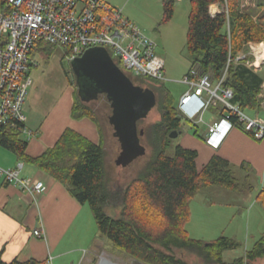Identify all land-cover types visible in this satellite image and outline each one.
Returning a JSON list of instances; mask_svg holds the SVG:
<instances>
[{
    "label": "trees",
    "instance_id": "obj_1",
    "mask_svg": "<svg viewBox=\"0 0 264 264\" xmlns=\"http://www.w3.org/2000/svg\"><path fill=\"white\" fill-rule=\"evenodd\" d=\"M188 2L186 51L192 67L195 66L201 74H209L215 82L222 79L221 85L231 88L232 102L241 109H262L259 94L264 77L247 66L246 55L243 59L236 57L239 53L248 52V43L264 42V0L256 4L263 11L255 19L241 11L240 0ZM161 3L162 22L165 23L173 16L175 2L161 0ZM213 4L221 7V11L214 15L210 12L215 7H210ZM53 45L36 41L30 55L36 52L47 58ZM113 60L121 68L119 61ZM136 77L153 81V85L146 88L155 93L160 119L145 129H139L142 130L140 140L146 141L150 153L126 185H110L102 138L94 143L70 128L65 129L55 144L37 157L26 154L27 140L14 128H1L0 147L64 184L75 199L89 206L98 232L112 248L141 264H187L183 258L174 256V249L191 251L205 264H255L256 259L264 257V235L229 263L222 260V253L238 249V240L219 236L205 241L188 236L184 228L191 217L190 201L196 193L211 185L239 190L240 180L234 175L235 167L219 155H212L205 165L198 168L195 150L177 145L173 154H168L169 133L172 130L179 132L183 124L191 121L174 104L171 92L162 81ZM66 78L71 82L67 74ZM75 85L71 117L80 119L88 116L95 120V112L82 100ZM215 109L217 117L224 115L223 106ZM230 119L235 122L234 116ZM95 122L98 125L97 120ZM191 127L193 135L203 139L199 126L191 123ZM257 198L264 210V188L259 190ZM110 204L119 205L118 214L106 213ZM0 264H45V261L13 259L5 262L0 257Z\"/></svg>",
    "mask_w": 264,
    "mask_h": 264
},
{
    "label": "rangeland",
    "instance_id": "obj_2",
    "mask_svg": "<svg viewBox=\"0 0 264 264\" xmlns=\"http://www.w3.org/2000/svg\"><path fill=\"white\" fill-rule=\"evenodd\" d=\"M188 1L174 0L173 16L165 23L162 22L161 0L106 1L112 7L121 9L125 18L137 24L140 31L155 42V53L164 61L163 76L165 81L162 84L171 92L175 105L178 104L180 95L188 88V85L181 83L180 80L192 68L191 58H189L186 51L187 17L190 9ZM255 43L259 42H251V47H255V49L253 50L250 47L248 52L245 53L247 60L252 61L255 59L256 48L258 47V44ZM50 51L51 54L47 58L36 56L37 64L29 69L28 77L25 78L26 81L28 79V83H26L27 97L24 104L26 111L27 106L30 107L31 111L33 107H38L39 110L45 113L63 99L69 89L66 74L71 79V82L68 83L74 90L76 89L75 83L77 80L71 69V61H68L64 56L65 49L62 46L53 45L50 47ZM37 54L34 52L32 56ZM246 64L249 66L248 63ZM261 66L262 69L257 67L256 70H258V74L264 77V65ZM249 67L253 68V66ZM130 78L134 84L143 88L153 85L152 80H150V83V81L142 80L140 77V79H137L136 76H130ZM259 96L262 98L259 106L262 107L264 106L262 88ZM86 104L95 112V120H97L98 125L95 120L88 116L82 118L93 121L98 128L99 135H101L100 139L102 138L106 155L107 179L110 185H126L145 162L146 156L150 153V148L146 141L142 139L141 142L146 147V154L133 160L128 165H116L115 160L120 151V145L117 138L113 136V128L109 122L112 114L110 103L105 94H97L95 99L89 100ZM217 107H220V103ZM217 107L210 106L204 113L203 122L205 125H199V134L202 137L207 135L206 123H211L209 119L217 118L215 109ZM157 109V105H155L148 115L140 120L138 127L145 129L153 122L159 121L160 113ZM244 111L249 116L257 115L264 118V109L259 110L258 114L254 110L247 109ZM183 130H189V133L192 134L189 125L183 124L178 136L170 138V146L167 149L168 154H173L175 147L180 145ZM1 149L2 147H0ZM234 175L240 180L239 190H229L219 185H211L200 189L196 193L190 202L191 217L184 228L187 230L188 236L194 239L211 241L219 236H226L238 240L240 243L238 249H228L222 253V260L227 263L244 254L245 250L250 249L254 242L264 235V210L257 198L259 190L264 188L263 176L256 175L253 172H239L236 169ZM85 206L88 210L89 219L88 224L87 219L83 220L87 226L82 242L83 240H89V242L93 241V244L97 245L95 254L91 257L93 258L91 259L92 264H141L132 257L112 248L110 242L98 232L89 206L87 204ZM118 212L119 205L110 204L106 207V213L109 215H115ZM173 251L174 256L183 258L187 264H205L200 257L191 251L186 249H174ZM254 263L264 264V257L256 259ZM82 264L87 263L84 260Z\"/></svg>",
    "mask_w": 264,
    "mask_h": 264
},
{
    "label": "built area",
    "instance_id": "obj_3",
    "mask_svg": "<svg viewBox=\"0 0 264 264\" xmlns=\"http://www.w3.org/2000/svg\"><path fill=\"white\" fill-rule=\"evenodd\" d=\"M39 40L62 46L68 61L90 47H103L112 59L119 61L124 72L165 81L164 61L155 53V42L140 31L137 24L125 18L121 9L112 7L105 0H0V130L2 127L17 129L26 140L32 133L25 125L28 83L25 78L29 69L37 64L30 51ZM242 58H245L244 53L236 57ZM255 60L256 56L246 63L259 67ZM221 81H213L209 74H201L195 66L189 69L180 80L188 85L179 97L177 107L180 112L192 121L202 122L208 107L220 103L224 115L206 123L209 134L223 136L236 126L254 140L263 139L264 118L249 116L232 102L233 91L223 87ZM261 88L264 94V82ZM193 101L199 102V107L193 109ZM231 116L235 117V122L231 121ZM23 165L24 162L19 160L12 168L0 167V175L7 183L33 196L44 191L42 181L20 177ZM33 235L43 237L42 228L34 229ZM51 259L49 255L45 264H52Z\"/></svg>",
    "mask_w": 264,
    "mask_h": 264
},
{
    "label": "crops",
    "instance_id": "obj_4",
    "mask_svg": "<svg viewBox=\"0 0 264 264\" xmlns=\"http://www.w3.org/2000/svg\"><path fill=\"white\" fill-rule=\"evenodd\" d=\"M258 2L259 0H240V9L251 14L255 19L263 11L262 8L256 7ZM211 6H215L211 8V14L221 11L219 5ZM36 56L41 55L32 56L37 61ZM261 65L259 67L262 69ZM256 68L253 67L252 70L257 72ZM66 82L69 86L66 96L49 111L43 113L38 107H33L31 111L28 106L27 111L26 107L24 109L25 125L32 133L25 150L30 157H37L53 146L67 128L75 130L94 143L100 140L98 128L93 121L88 118L71 117L74 89L68 80ZM255 112L258 114V111ZM219 119L218 116L209 121ZM188 120L198 126L205 125L203 121ZM191 123L188 125L192 133ZM181 137L182 147L197 152L195 161L198 168L205 165L211 156L216 154L230 162L239 172H253L263 176L264 182V138L254 140L236 126L230 128L223 136L207 132V135L200 139L193 133L190 134L189 130H183ZM17 161H19L18 157L13 152L4 148L0 150V167L12 168ZM20 177L42 181L45 189L33 196L18 186L7 183L0 175L1 259L5 262L13 259L22 262L45 261L50 255L52 264H78L79 262L82 264L84 260L87 264H92L91 257L95 254L97 245L89 240L82 242L89 219L86 204H81L75 199L64 184L31 164L24 163ZM85 219H87L86 225L83 221ZM39 227L44 233L40 238L33 235V230Z\"/></svg>",
    "mask_w": 264,
    "mask_h": 264
},
{
    "label": "water",
    "instance_id": "obj_5",
    "mask_svg": "<svg viewBox=\"0 0 264 264\" xmlns=\"http://www.w3.org/2000/svg\"><path fill=\"white\" fill-rule=\"evenodd\" d=\"M71 69L82 100L88 102L97 94H105L110 103L109 122L120 145L116 165H128L144 155L146 148L139 143L142 130H138L137 121L156 105L155 93L134 84L103 47L86 49L71 60ZM168 136L174 138L178 131L172 130Z\"/></svg>",
    "mask_w": 264,
    "mask_h": 264
},
{
    "label": "bare ground",
    "instance_id": "obj_6",
    "mask_svg": "<svg viewBox=\"0 0 264 264\" xmlns=\"http://www.w3.org/2000/svg\"><path fill=\"white\" fill-rule=\"evenodd\" d=\"M256 60H255V64L256 65H261L262 64V61L264 60V43H262V45H259L257 48H256ZM200 103L197 102V101H193L191 103V107L194 109V108H197L199 107Z\"/></svg>",
    "mask_w": 264,
    "mask_h": 264
},
{
    "label": "flooded vegetation",
    "instance_id": "obj_7",
    "mask_svg": "<svg viewBox=\"0 0 264 264\" xmlns=\"http://www.w3.org/2000/svg\"><path fill=\"white\" fill-rule=\"evenodd\" d=\"M145 117H146V116L141 117L140 119H138V121H137V128H138V130L140 129V128L138 127V122H139L141 119H144ZM139 143H140L141 145H143V144L141 143L140 138H139Z\"/></svg>",
    "mask_w": 264,
    "mask_h": 264
},
{
    "label": "clouds",
    "instance_id": "obj_8",
    "mask_svg": "<svg viewBox=\"0 0 264 264\" xmlns=\"http://www.w3.org/2000/svg\"><path fill=\"white\" fill-rule=\"evenodd\" d=\"M184 116V115H183ZM184 117H186V116H184ZM187 118V117H186ZM189 119V118H188Z\"/></svg>",
    "mask_w": 264,
    "mask_h": 264
}]
</instances>
